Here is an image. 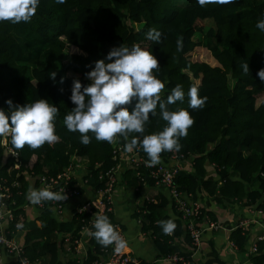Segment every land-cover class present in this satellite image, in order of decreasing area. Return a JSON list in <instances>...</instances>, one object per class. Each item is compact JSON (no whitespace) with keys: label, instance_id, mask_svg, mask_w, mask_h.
I'll return each instance as SVG.
<instances>
[{"label":"trees","instance_id":"trees-1","mask_svg":"<svg viewBox=\"0 0 264 264\" xmlns=\"http://www.w3.org/2000/svg\"><path fill=\"white\" fill-rule=\"evenodd\" d=\"M260 19H264V0H232L226 4L219 0H205L204 4L198 0H40L28 22L0 21V107L7 108L4 102L9 99L15 105L46 99L59 109L54 121L57 142L37 149L27 145L15 149L10 143L17 154L19 170L13 168L15 162L1 147L0 139V181L5 180L8 185L18 182L21 193L15 196L17 207L8 227L10 237L19 231L16 225L25 221L21 207L27 192L25 177H55L71 165L84 169L83 183L90 187L93 200L107 188L105 174L116 165L112 143L97 141L89 132L91 142L82 144L80 134L69 132L63 118L74 107L69 100L73 80L87 85L86 73L93 62L121 44L139 45L156 57L159 69L153 70V75L165 85L160 93L162 101L177 85L185 93L183 102L167 106L169 111H189L194 120L187 135L179 138L181 147L176 151L185 158L193 157L194 172L182 171L173 180L178 190L189 193L194 201L197 192L209 190L208 194L213 195L218 191L221 197L264 209V83L256 75L264 68V32L256 28ZM150 29L161 34L160 43L147 39ZM180 38L183 47L177 51ZM205 54L211 56V65L201 60ZM245 63L249 74L242 70ZM53 72L57 73L55 80L50 78ZM193 86L198 88L200 97L206 98L202 108L188 107V90ZM156 113L149 114L144 135L159 133L167 126L159 106ZM135 135L139 134L132 133L129 139ZM118 139L124 145L125 140L119 136ZM168 153L162 152L160 156ZM205 161L215 167L220 186L217 181L198 180L205 176ZM231 174H237L239 180L229 181ZM122 178L124 184L137 191L148 190L138 213L132 217L139 218L141 233L152 242L158 259L191 258L192 249L180 250L173 244V236L164 234L159 226L160 221L174 219L173 233L177 236L181 222L187 227L189 221L182 220V213L175 218L167 215L168 204L175 207L166 192L160 194L155 188L150 171H142L137 177L136 171L127 168ZM203 213L214 221L211 213ZM101 215L107 216L113 226L118 225L113 211ZM95 218L92 211L74 210L70 222L58 223L46 206L37 218L39 227L25 233V255L36 264H62L64 256L73 257L65 264L99 262L107 247L94 237H89L87 252L82 245L75 251L71 243L79 238L83 228L95 231ZM244 234L235 230L229 236L239 252H245L248 243L249 233ZM66 235L70 242L65 241ZM185 240L189 245L188 233ZM255 243L263 249L262 241ZM123 253L130 256L125 249ZM77 257H83L81 262ZM249 261L264 264V254L250 256ZM137 263L157 264L139 260Z\"/></svg>","mask_w":264,"mask_h":264},{"label":"clouds","instance_id":"clouds-1","mask_svg":"<svg viewBox=\"0 0 264 264\" xmlns=\"http://www.w3.org/2000/svg\"><path fill=\"white\" fill-rule=\"evenodd\" d=\"M64 3V0H56ZM204 4L205 0H198ZM232 0H219V3H231ZM40 0H0V21L13 23L28 22L35 15ZM256 28L264 32V19L256 23ZM160 33L150 29L147 39L160 43ZM182 38L177 40V51L182 50ZM245 74H249L248 64L242 66ZM86 73L87 85H82L74 79L70 90L69 100L74 107L63 118V123L69 132H78L80 142L87 145L94 134L97 141L113 143L117 136L125 140L124 151L132 153L142 150L148 157L149 167L160 162L162 152L180 150L179 138L187 135L193 125L189 111L178 109L169 111L168 105L177 101L183 102L185 93L180 85L171 90L166 101L161 100L160 93L165 88L164 83L153 75V70L159 69V62L151 51L139 45L131 47H112L103 59L96 60ZM264 83V68L257 73ZM57 73L50 74L55 80ZM60 83H63L61 78ZM188 107L202 108L206 98L198 95V88L193 86L188 90ZM7 108L0 107V139L9 142L15 149H23L26 145L37 149L45 143L53 144L59 140L55 134V119L59 109L46 99H37L32 103L15 105L11 99L4 102ZM159 113L167 126L159 133L144 135L145 125L149 114ZM131 109V110H130ZM136 133L139 135L131 136ZM27 199L33 205L43 201H64L63 193L44 189H30ZM159 226L166 235L173 233L176 228L174 219L160 221ZM22 229L23 224H17ZM90 235L104 247L115 244V251L120 252L127 247L125 241L115 230L109 218L97 215ZM0 264H5L0 260Z\"/></svg>","mask_w":264,"mask_h":264},{"label":"crops","instance_id":"crops-1","mask_svg":"<svg viewBox=\"0 0 264 264\" xmlns=\"http://www.w3.org/2000/svg\"><path fill=\"white\" fill-rule=\"evenodd\" d=\"M184 169L188 173H193L194 168L189 164L184 165ZM205 176L204 178H198L200 182L210 181L218 182V186L221 185V180L217 174V171L213 165L208 161L204 163ZM76 181L79 182L82 191L80 196L69 200L64 208L63 213L58 217H53L58 223H68L72 219V212L80 205L81 202L87 201L92 195V191L89 186L83 183V176L85 171L81 167L75 169ZM122 174L117 175V183L112 196L113 202V214L115 221L118 225L122 226L124 240L127 241V247L125 251L137 261H143L145 263H157V264H174L168 261L166 258L159 257L158 252L154 248L152 242L147 239L141 233V225L138 219H134L132 215L138 213L140 207L146 198V188L137 191L135 187H131L124 184ZM229 181L239 180L237 174H231L228 178ZM226 179V180H227ZM27 182V192L25 195V201L22 205L25 211V222L23 228L15 236V240L19 245L24 246L25 233L33 228L39 227L37 218L40 215V211L36 205H33L27 199V195L30 189H36L35 179L31 176L25 177ZM225 181V180H224ZM38 190V188H37ZM160 194H165V190L158 189ZM139 193V194H138ZM207 191H200L196 193L195 200L200 204L203 211L209 212L213 216V222L216 223L217 229H209V225L206 222H197L196 225L203 231L202 246L196 253H192L191 259L193 264H250L249 257L251 256V247L254 241L264 233V209H257V207H250L246 201L238 202L236 200L227 199L221 197L218 194H208ZM167 215L175 218L177 211L168 204L166 208ZM237 221H245L249 223L250 231L248 237V243L245 248V252H239L234 249L230 243L229 236L234 231L233 227ZM186 226L181 222V231L173 234V244L182 251H191L190 246L185 240ZM89 234L84 232L81 235V244L88 251ZM85 257V256H84ZM71 259L70 256L61 257V263ZM0 260H3L5 264H10V259L5 254L0 253ZM82 260V259H81Z\"/></svg>","mask_w":264,"mask_h":264},{"label":"built area","instance_id":"built-area-1","mask_svg":"<svg viewBox=\"0 0 264 264\" xmlns=\"http://www.w3.org/2000/svg\"><path fill=\"white\" fill-rule=\"evenodd\" d=\"M1 147L6 150L7 156H11L13 158L15 162L13 168L15 170H19L20 165L18 163V157L17 154L10 148V139L8 143L1 140ZM112 147V159L116 161V165L105 174V177L108 179L107 188L103 192H98L99 198L97 200H93L91 195L89 200L81 202L75 210L78 212L92 211L96 216L103 214L105 211L112 212V196L117 183V175L125 173L127 168H131L133 171H136V176L140 177L142 171L144 172L145 170H149L152 179L155 181V188L165 190L168 195L167 197L175 207L174 209L177 213L183 214L182 220L188 219L189 225L186 227V230L190 238L189 246L193 251L192 253L199 251L202 246L203 231L198 229L196 223L198 221L206 222L209 225V229L214 230L217 229L216 223L211 222L208 219L207 215L203 213L204 211L200 204L196 200L194 201L189 193L179 191L178 187L174 185L173 182V180L182 171H185L184 165L186 163L191 167L193 166V157L185 158L183 155H179L176 151H171L166 156H160V162L158 164L149 167L146 163L148 160L147 156L141 153L140 150H134L132 153L124 151L123 145L119 144L118 136L112 143ZM77 167L70 165L64 172L55 177L34 178L31 176L35 179L36 189L38 188L39 190L46 188L61 194L64 193L67 197L64 201H43L41 204L36 205L40 212L47 206V208L52 212L53 217H59L63 213L69 200L80 196L81 187L79 182L76 181L75 173V169H77ZM19 187L20 185L16 181L10 185H8L5 180L0 181V253L5 254V256L10 259V264H36L31 262L25 255L24 246L19 245V243L15 240V236L17 234L14 237H10L8 230L9 223L13 219V210L17 207L15 196L17 194L21 195ZM16 189L18 190L17 193ZM107 205L109 206L107 207ZM141 214L145 215L146 212L143 211ZM24 222L25 221L20 224H23ZM114 228L119 233L121 238H124L123 231L120 230L119 226L115 225ZM20 230L21 229H19V231ZM233 230H241L243 235H245L244 233H249L250 231L249 223L245 221H237ZM84 232L90 235V230L83 228L79 233V238L71 242L75 246V251L78 246L82 245L80 237ZM168 235L173 236L172 233ZM64 239L66 242H70L68 241L70 236L66 235ZM256 240L264 243V233ZM255 241L251 247L252 254L250 255L254 256L259 253L264 254V247L260 250L259 245L255 243ZM231 245L234 249H236L233 244ZM114 249L115 244L107 246V248L103 250L104 259L101 258L99 262L93 264H138L137 260L131 258L130 256H125L123 249L120 252H116ZM68 253H71V250H68ZM77 258L81 262L83 257ZM166 259L174 264H193L191 258L184 259L178 256H171Z\"/></svg>","mask_w":264,"mask_h":264},{"label":"rangeland","instance_id":"rangeland-1","mask_svg":"<svg viewBox=\"0 0 264 264\" xmlns=\"http://www.w3.org/2000/svg\"><path fill=\"white\" fill-rule=\"evenodd\" d=\"M199 24H201V22H198ZM139 27V26H138ZM134 28H137V26H134ZM197 56V55H196ZM202 61L208 63V64H212L213 63V60L211 58V56L209 54H205V55H202ZM193 167V166H192ZM186 172V171H185ZM131 257V256H130ZM132 258V257H131ZM134 259V258H133ZM136 260V259H135Z\"/></svg>","mask_w":264,"mask_h":264}]
</instances>
